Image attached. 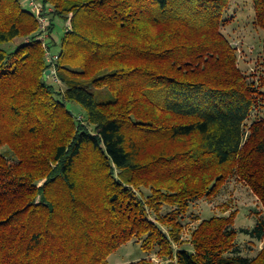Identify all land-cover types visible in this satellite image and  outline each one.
<instances>
[{
    "label": "trees",
    "instance_id": "obj_1",
    "mask_svg": "<svg viewBox=\"0 0 264 264\" xmlns=\"http://www.w3.org/2000/svg\"><path fill=\"white\" fill-rule=\"evenodd\" d=\"M39 2L53 8L51 50L56 21L70 22L64 90L35 14L0 0V264H108L135 238L169 264H264V247L250 258L237 243L264 242L262 218L237 230L235 214L213 217L182 247L179 219L230 177L264 207V116L251 121L264 94L222 32L231 0Z\"/></svg>",
    "mask_w": 264,
    "mask_h": 264
},
{
    "label": "rangeland",
    "instance_id": "obj_2",
    "mask_svg": "<svg viewBox=\"0 0 264 264\" xmlns=\"http://www.w3.org/2000/svg\"><path fill=\"white\" fill-rule=\"evenodd\" d=\"M25 6L30 8L28 4ZM255 19L256 12L253 0H231L230 7L225 13L222 32L235 48L239 68L247 81L260 88L264 94V30L255 24ZM67 27H70V22L56 21L53 35L57 45L53 46V51L49 48L50 53L56 54V51H59L61 37ZM48 42L47 39L46 43ZM14 47L15 45L6 46L7 49ZM49 80L57 88L64 90L61 81L56 83L51 75ZM70 107L76 113L82 112L78 104H71ZM259 116H264V109L261 115L255 113L251 121ZM7 150V147L3 148L4 153ZM144 192L145 194L149 193L148 190H144ZM167 211L168 209L165 208L163 212ZM231 214H235L234 227L237 230L251 229L256 225L257 220L264 219V207L260 199L246 183L235 176L230 177L214 195L193 202L188 212L179 219L183 225L182 247L192 249L190 244L191 233L203 221L213 217L230 216ZM163 228L167 231L166 227ZM237 243L243 255L250 258L255 257L264 247V242L251 239L241 232H239ZM141 245V240L137 238L122 245L110 255L108 264H130L143 258L152 259L157 264H169V261L160 258L156 252L147 253ZM174 247L177 249L178 245L174 244Z\"/></svg>",
    "mask_w": 264,
    "mask_h": 264
},
{
    "label": "built area",
    "instance_id": "obj_3",
    "mask_svg": "<svg viewBox=\"0 0 264 264\" xmlns=\"http://www.w3.org/2000/svg\"><path fill=\"white\" fill-rule=\"evenodd\" d=\"M24 4H28L31 11L35 14L39 21V31L42 34L41 39L43 40V46L46 49V55L48 63L51 65V77L58 83L60 80L57 76L56 62L58 60L57 54H52L49 52L46 40L49 38L48 27H49V13L53 11V8L47 6L44 7L39 0H22ZM48 50V51H47Z\"/></svg>",
    "mask_w": 264,
    "mask_h": 264
},
{
    "label": "water",
    "instance_id": "obj_4",
    "mask_svg": "<svg viewBox=\"0 0 264 264\" xmlns=\"http://www.w3.org/2000/svg\"><path fill=\"white\" fill-rule=\"evenodd\" d=\"M46 75L47 76H50L51 75V70L50 69L46 71Z\"/></svg>",
    "mask_w": 264,
    "mask_h": 264
}]
</instances>
